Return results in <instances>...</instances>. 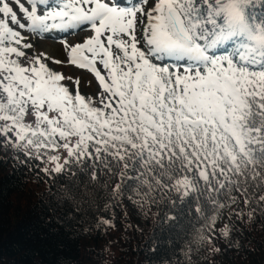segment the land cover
<instances>
[{
  "label": "snow or ice",
  "instance_id": "obj_1",
  "mask_svg": "<svg viewBox=\"0 0 264 264\" xmlns=\"http://www.w3.org/2000/svg\"><path fill=\"white\" fill-rule=\"evenodd\" d=\"M79 32L51 63L81 75L28 54L32 36ZM0 149L55 176L41 199L58 208L155 206L151 253L211 243L226 209L264 227V0H0Z\"/></svg>",
  "mask_w": 264,
  "mask_h": 264
},
{
  "label": "trees",
  "instance_id": "obj_2",
  "mask_svg": "<svg viewBox=\"0 0 264 264\" xmlns=\"http://www.w3.org/2000/svg\"><path fill=\"white\" fill-rule=\"evenodd\" d=\"M12 155L10 149H0V264H162L164 259L173 264H264L261 217L248 221L246 215L241 222L235 216L229 219L231 209H226L215 228L203 232L212 237L211 243L194 234L151 253V238L159 231L155 206L149 210L146 205L141 212L121 199L86 215L73 212L71 205L58 208L52 196L41 199L50 189L58 190L60 185L52 183L55 176L40 172L39 161L31 169L14 165L8 161ZM50 203L52 208L46 206ZM226 224L234 229L228 239L220 232ZM86 227L91 231H83ZM229 239L240 248L230 247Z\"/></svg>",
  "mask_w": 264,
  "mask_h": 264
},
{
  "label": "rangeland",
  "instance_id": "obj_3",
  "mask_svg": "<svg viewBox=\"0 0 264 264\" xmlns=\"http://www.w3.org/2000/svg\"><path fill=\"white\" fill-rule=\"evenodd\" d=\"M21 2L24 3L25 0H21ZM13 6L15 8V5ZM86 36H87L86 32H79L78 34L75 35H68L64 33H59V34L53 33L51 38L47 36H32L31 39L34 43V48L30 50L28 54L31 56L39 53H45L49 57L48 62L50 66L53 67L54 69H57L65 74L81 75L80 70L76 69L74 66H69L67 64L56 65L54 63H51V60L64 59L65 54L61 43L62 39L66 38L70 44H74V43L82 42V40L86 38ZM89 79H94V78H92L90 74H86L82 81L83 91H89L88 88ZM94 90H95V84L92 85V91ZM64 155H66V153H64ZM61 162H63V158Z\"/></svg>",
  "mask_w": 264,
  "mask_h": 264
}]
</instances>
